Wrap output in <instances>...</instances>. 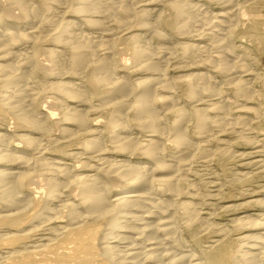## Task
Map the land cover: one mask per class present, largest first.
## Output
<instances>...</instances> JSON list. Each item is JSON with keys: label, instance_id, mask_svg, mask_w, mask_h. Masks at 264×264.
Segmentation results:
<instances>
[{"label": "bare ground", "instance_id": "1", "mask_svg": "<svg viewBox=\"0 0 264 264\" xmlns=\"http://www.w3.org/2000/svg\"><path fill=\"white\" fill-rule=\"evenodd\" d=\"M76 1L77 7L67 5V0L0 2V119L8 113V116L13 117L16 127L24 131L16 133V137L24 145L21 147L17 144L14 148H10L13 147L10 145L13 139L10 131H0V167L3 166L0 168V235L7 242L18 245V248L9 250L8 255H3L10 257L12 264H264V212L255 211L254 214L231 219L234 226L241 230L238 241L242 247L237 250L224 237L212 240L205 250L201 249V252L204 250L203 253L207 250L204 262L200 256L183 250L186 239L184 237L195 238L197 232L195 234L194 231L204 228L198 223L197 218L200 215L194 200L182 197L193 186L188 183L192 162L196 156L206 151L201 148L200 138L212 128L223 130L225 120H229L230 114L216 117L217 119L211 118L209 112L202 114V109L197 108L198 106L194 107L191 115L185 114L171 93L181 84V92L189 100H195L197 95L203 94L204 97H210L207 84L199 85L206 77L200 73L189 72L177 79H169L164 71H157L168 60L160 54L165 49L163 52L150 53L148 44H144L143 33H152V37L160 42H167L168 39L156 24L148 22L152 10L137 12L130 0ZM185 5L178 3L173 7L177 21L187 14ZM56 8L70 10L88 28L99 30L98 36L92 35L93 37L83 40L82 34L75 32V21L56 22L52 15ZM14 10L18 13L13 12ZM229 14H234V11L219 15ZM4 15L16 22L36 23L39 30L36 33L22 31L19 27L7 28L1 20ZM242 15H248L246 9L241 11ZM133 20L138 24L141 34L131 33L127 37L134 64L132 67L139 66L147 76L130 81L115 76L114 58L119 52L114 46V37L118 34L115 33L117 29H128ZM184 21L189 23L188 19ZM187 23L183 25L184 28L189 25ZM229 30L228 36L236 34L235 28ZM200 34L196 36L201 37ZM41 42H49L56 47L48 55L52 64L39 62L37 47L29 52L13 53L21 44L35 45ZM207 50L204 45L190 46L185 47L182 53L185 60H197L202 66L216 63L220 72L227 69V51L220 50L213 57ZM65 60V71L69 75L84 74L83 82L88 88L87 92L77 88L76 83L71 81L47 84L44 79L39 80L36 77L37 70L43 75H56L54 70L59 66L61 69L58 72H61L60 65ZM120 60L121 66L126 67L125 61ZM235 66L232 67L235 69ZM231 68L227 69L228 77H241L239 67L233 71ZM42 95L52 97L60 105L64 102L72 105L61 109V118L58 119V124L61 125L59 135L68 139L84 136L81 154L89 155L88 160L94 159L97 162L94 165H89L90 161L82 162L87 174L77 176L70 171L68 165L54 163L43 157V147L34 135L45 136L53 130L55 113L50 107H36V102ZM94 96L103 98L102 108H94L87 103V99ZM11 97L19 98V101H10ZM159 105L162 109L172 108V112L171 109L169 111L175 114L171 122L165 119L166 114L158 113L161 112L160 108L157 110ZM221 105H215L214 109L221 111L225 107ZM79 107H84L86 111ZM108 107L109 114H104L105 121H100L103 114L99 112ZM132 123L139 128L142 139L130 135L120 136L129 132ZM184 123L192 124L197 140L188 134V127L184 128ZM101 133H104V137L99 136ZM239 137L247 145H253L250 151L238 154L241 160L250 158L243 166H257L255 169L264 172V150L259 147V143H264V137L252 139V136L245 133ZM167 147L172 149L169 158L165 154ZM28 149L34 151L33 156L30 157L24 152ZM114 156H125L127 160L111 159ZM201 158L204 159L205 155ZM202 162L207 161L204 159ZM14 167L18 169L13 170ZM91 172L94 174H90ZM37 173L45 177V190L36 191L37 189L32 188L31 194L25 193L29 189L32 176ZM120 183H124L122 191L116 192L111 198L113 185ZM62 187H74L75 195H69L70 191L63 195ZM261 188L263 191L258 189L259 192H264V184ZM254 194L250 195L251 200L248 203L255 208L264 207V197ZM30 206L38 210L37 215H33L35 220L31 219L34 220L30 224L31 229H20L19 225L28 214L25 211ZM236 206L232 204L227 208L233 210ZM61 208L66 211L60 213ZM222 230L224 229L221 228L220 232L223 233ZM32 236H36L35 243L38 245L33 244L29 250L28 246L31 244L26 245V248L24 242ZM221 236H225V233Z\"/></svg>", "mask_w": 264, "mask_h": 264}, {"label": "rangeland", "instance_id": "2", "mask_svg": "<svg viewBox=\"0 0 264 264\" xmlns=\"http://www.w3.org/2000/svg\"><path fill=\"white\" fill-rule=\"evenodd\" d=\"M1 1L3 0H0V2ZM109 1L110 0H106V2ZM130 1L132 2L133 8L137 12H142V11L145 12V10L146 11L152 10L153 13L150 14V16H148L149 18L148 22L156 24L160 32L168 39L167 42L164 41L160 42L158 40H155L156 38L154 36L152 37V33L150 32H147L148 34H146L145 32L143 33L142 37L144 40V44L145 45L148 44L147 47L150 53L155 54L160 51L163 52V50L165 49L164 52L160 54L166 56V59L168 58L166 62L167 65L163 64V66L158 67L157 71L158 72L164 71L167 78L169 79L171 78L177 79L179 76L189 72L200 73L206 77L205 79H202L203 81L199 80V82L201 81L203 84L201 82H200L201 84L199 82L198 83L199 85H204V83L205 85L207 84V87L210 89V93H209L211 95L210 97H206V96L204 97L203 94V95H197L198 97L196 96L194 98L195 100L192 99L193 101L189 100L182 94L181 84H178V86H176L173 89L174 92L172 91L171 93L174 95L173 98L176 104H178L179 107H182L184 109V113L188 115L189 114L191 115L194 107L196 106H198L197 108L202 109L201 113L204 115L208 114L209 112V116L211 118L223 117L225 114L227 115L230 114L228 115L229 117L226 115L229 120H227V118L225 120V125L223 126L224 127L223 130L225 131H223L222 129L216 130V128H212L210 129V131H208L209 133L208 132L206 133L207 135L205 134L208 138H206L205 135L204 137H202V139L200 138V144L202 146L201 148L205 149L206 151L203 152L201 155L199 154L198 155L199 157L196 156L194 160L196 162L194 161L192 162L190 173L188 174V180H189L188 183L190 182L191 186L192 185L193 186L190 187L189 193L187 192L182 195V197L184 198H187L189 200L192 199V201L194 200L193 203H196L195 208L197 207L196 208L197 212L199 210L198 213L200 215L197 218L199 221L198 223H200L201 227H204L201 228L202 231L199 230L200 228L198 229L199 231H201V233L198 230L194 231L195 234L196 232L198 234V235L196 234L195 238L189 236L184 237L186 239L184 242L185 244L183 246V250H187V251L189 250L193 252L195 255L200 256L202 258V261L204 262L206 261L205 254L207 250L205 251V253H203V251L207 248V245H209L212 240L224 237L223 239L230 240L229 242L232 243V247H234L233 249L237 250L240 247H242L240 246L241 243L238 241V235L239 233H241V230L234 226V224L231 222V219L241 215L254 214L256 212H261V213L264 212V207L255 208L254 206H251L248 203L251 200L250 195H253L254 193H255L254 195L259 194L258 195L259 197H264L263 196L264 192H262L263 189L261 188L262 185L264 184V172H259V170L255 169L257 166H251V167L243 166V163L249 161L250 158L244 159L245 160L244 161L243 159L241 160V158L238 157L239 153L248 152L250 151L251 146H253V145H247L243 138L241 140V138L239 137L240 134L242 135L243 133H245V135L247 136H252V139L253 137H256L255 135H257L256 137L257 139L264 137V0H233V1L230 0H130ZM67 2H68L67 5L70 4L71 7H77L76 0H67ZM178 3H181L183 5H185L186 3L185 8L187 9L186 10L187 14L184 15L183 18H181L183 21L179 18H178L179 20L177 21L176 15H174L175 12L173 7H175V4ZM187 6L190 9H188ZM243 9L244 10L246 9L248 13L246 17L245 16L243 17V15L241 16V11ZM232 11H234V14H229L225 16L219 15L225 12H232ZM13 12H15L16 14L18 13L17 10H14ZM190 12H193V14H191ZM52 15L53 18L56 19V22L58 21L61 23H65L70 20L75 21L76 23L75 32L81 33L83 40L85 38H91L94 35L98 36L100 32L99 30L88 28L85 25V23L83 24V22L78 21L70 13V10L68 9L56 8L54 9ZM185 19H188L189 23H187L188 22L187 20H186L187 22L184 21ZM1 20H2V24L7 28L19 27L20 30L22 31L28 32L29 30V32L35 31L36 33L39 30L37 28L38 25L36 26V23L34 24L33 22L32 23H24L22 21L16 22V20H12L6 17V15H4V17H2ZM133 21L130 23L131 26L129 25L130 27L129 28L127 27L128 29L126 28L117 29L118 31H116L115 33L118 32V34H116L114 37V42H115L114 46L116 50L118 49L119 52L116 53L114 58L115 76L124 77L130 81H135L139 78L147 76L146 73L141 71L139 66L135 65L134 68L132 67L134 66V64L131 59V51L128 47L129 38L127 39V37L131 33L141 34L138 24L135 23V21L134 22ZM220 22H222L224 26H221ZM185 23H187V25L189 24L187 26L188 28L187 27L184 28L183 25H185ZM176 25H180L178 26L179 28ZM32 26L36 29H34ZM233 28L236 29L235 30L236 34L233 36H228L227 33L228 31H230L229 29H233ZM115 30L116 28L114 29V31ZM196 34H200L201 37L200 36L197 37ZM145 36L147 37L144 38ZM145 40H147L148 42ZM200 45L201 46L204 45L206 48H208L207 50L208 54H210L213 57L215 55H218L220 53V50L227 51L228 59H229V64L227 66V69L230 70L232 66L234 67L236 65L235 69L239 67L241 77L237 78L235 75L228 77L227 76L228 70L225 69L224 70L226 71L225 73L224 71L220 72L215 65L216 63H213L214 65L213 64L210 65L208 63L207 65L202 66L201 62L197 60L196 62L195 60L193 62L191 59H189L190 61L184 59L183 57L184 53L182 52L184 51L185 47L188 48L190 46H200ZM35 47H37L38 49L37 58L39 62L50 64L51 62L48 60L49 51L54 50L56 47H54L49 42H41L35 45L32 43L21 44L18 48L14 49L15 51H13V53H15L16 51H17L16 54L24 53V51L29 52L31 49L33 50ZM122 49L123 51H121ZM156 49H158V51H155ZM22 50L23 52H21ZM166 52L167 54H165ZM120 59L125 61L126 67L121 66ZM65 63L66 60L63 65H60L62 67L63 72L62 71L58 72L60 71L59 69H61L58 66V68L54 70V73L57 72L56 75H43V73H41L40 70H37L35 73L36 77L37 78L39 77L38 78L39 80L44 79L45 83L47 84L58 81H65V82L71 81L76 83L77 88L87 92L88 88L86 84H84L83 82L85 79L84 74L81 73L76 76L69 75L65 71L66 69ZM232 68L231 71L235 70L234 68L233 69ZM232 77L235 78L232 80L230 79ZM102 99H103L102 97H97V96L89 97L87 99V103L94 108H98L103 104ZM9 100L19 101V98L11 97ZM215 105L216 106L221 105L225 107H223L224 109H222L221 111H217L214 109ZM70 106L72 105L69 103L67 104L65 102L62 105H60L54 102L52 97L47 95H42L37 100L36 107L42 109L43 108L45 109L52 108V110L54 109L53 111L55 113V119H54L55 122L52 127L53 130L50 131V133H46L45 136L43 134L34 135V137L35 138L38 137L37 139L40 140V144L43 147L42 155L44 158L52 162L54 161V163H61L68 165L70 171H72L73 174H76L78 176L79 174L81 175L87 174L86 170L83 169L82 162L90 161L89 165H94L97 162L94 159L88 160V157H90L89 155L81 154L82 153L81 147L83 145L84 136H82V138L74 139L73 137L68 139V138H61L59 135L60 134L59 130L61 128V125L60 123L58 124V119L61 118V109H63V107H70ZM79 108L82 109L83 111L85 109L84 107L82 108L79 107ZM159 108L161 112L158 113L166 114V117L168 119L166 117L165 119L168 122H171V120L174 119V117L172 116H174L173 114L175 113L174 112L171 113L172 112L171 107L170 108L163 107L162 109L161 105H159L157 108L158 111ZM249 108H251L252 110L251 109L249 110ZM7 114L5 113L4 116H2L3 120L2 118L0 119V131L2 132L10 131V133L12 134L11 137L13 139L11 138L12 141L10 142L11 143L10 145L13 147L10 148H14V146L17 144L22 147L24 144L18 140V138L16 137V133L17 134L23 133L24 131L17 128L13 117L11 115L8 116ZM99 114H103V115L109 114V107L108 109L105 108L103 111L99 112ZM103 115H101V117L99 118L100 121H105L106 116ZM91 117L92 116H90V119ZM239 117L244 119L239 120L240 119ZM90 121L95 122L94 120H90ZM188 124L189 123H184V128L185 126L188 127L187 128L188 129L187 131L189 132L188 134L192 135L193 138L197 140L198 138L195 137L197 133L196 134L193 133L194 129L192 127V124L191 123L189 125ZM243 128L246 130V132ZM237 131L241 133H238ZM139 133H140L139 128H137V126L132 123V125H130L129 132L122 133L120 136L123 137L130 135V137L136 139L137 138L142 139L143 135L142 133L140 134ZM103 135L104 133H101L99 136L102 137ZM261 143H259L260 145L259 147L262 150H264V143L262 144ZM24 152L27 155L29 154L28 156L30 157L34 155L33 150L28 149L27 151ZM171 152L172 149L170 147H167L165 150V154L167 158H169L168 155L172 154ZM204 155H205L204 159H206L207 162H202L204 159L201 157ZM113 158L120 160H127V157L125 156H118L116 158L114 156L111 159ZM209 160L210 162H208ZM239 163H241L240 166ZM80 166L82 168H80ZM243 167L246 168L244 169ZM0 168H3V166ZM16 169H18V167L13 168V170ZM257 171L258 173H256ZM90 174H94V172H91ZM29 184H30L29 189H26L25 191V193L27 194H31L30 192L32 191L31 190L32 188H35V190L37 189L36 191H44L45 177L41 175L39 176L38 173L37 175L34 174ZM123 185L121 183L116 185L114 184L113 185L114 187L112 186L114 189H112L110 197L112 198L116 192H121ZM73 188L72 187H67L66 189L63 188L61 192L63 193V195H65L68 194V192L70 191L71 194L69 193V195L73 196L76 193V189ZM258 189L262 191L259 192ZM232 204H234V206L237 205L236 206L237 208H233V210L227 208L228 205H232ZM30 207L25 211V213L28 214L26 215V218L19 225L20 229L22 228L26 230L27 228L31 229L30 224L35 220L34 219L35 217H33V215L34 216L37 215L38 210L34 209L32 206ZM60 211H61L60 213H64L66 209L61 208ZM202 217L204 218V220ZM31 219L34 220L32 221ZM206 226H208L209 228H207ZM221 228L224 229L222 230L223 233L220 232ZM224 233L225 236H221L224 235ZM52 235L53 233L51 234V237H53ZM35 237L36 236H32V238L24 242L25 247L26 245L28 246L29 244H31L28 246L29 250L32 249L31 246L33 247L35 244L38 245V243H35L36 240ZM45 237H50V235H45ZM30 240L32 243L30 242ZM17 246L18 245H13L10 242H7V240H5L1 236L0 255L3 254L8 255L7 252L9 250H13L14 248H18ZM201 249L204 250H202L201 252ZM242 250L244 249L242 248ZM4 255L0 256V264H12V259L10 257L7 258L8 256L6 257ZM208 264H213V263L208 262Z\"/></svg>", "mask_w": 264, "mask_h": 264}]
</instances>
